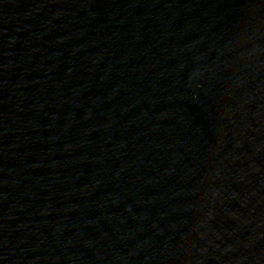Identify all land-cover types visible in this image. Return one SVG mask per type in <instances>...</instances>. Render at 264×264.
Here are the masks:
<instances>
[{
  "label": "water",
  "instance_id": "obj_1",
  "mask_svg": "<svg viewBox=\"0 0 264 264\" xmlns=\"http://www.w3.org/2000/svg\"><path fill=\"white\" fill-rule=\"evenodd\" d=\"M0 264H264V0H0Z\"/></svg>",
  "mask_w": 264,
  "mask_h": 264
}]
</instances>
